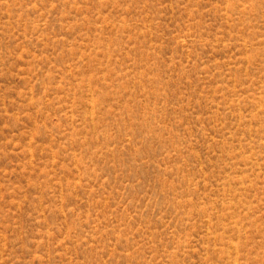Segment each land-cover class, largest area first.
Instances as JSON below:
<instances>
[{"label":"rangeland","instance_id":"rangeland-1","mask_svg":"<svg viewBox=\"0 0 264 264\" xmlns=\"http://www.w3.org/2000/svg\"><path fill=\"white\" fill-rule=\"evenodd\" d=\"M0 264H264V0H0Z\"/></svg>","mask_w":264,"mask_h":264}]
</instances>
